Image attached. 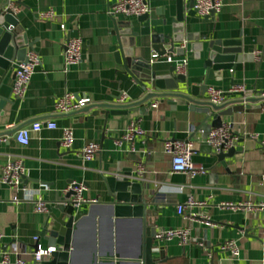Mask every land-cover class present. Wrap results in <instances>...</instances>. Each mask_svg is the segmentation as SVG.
I'll return each mask as SVG.
<instances>
[{"label": "crops", "instance_id": "obj_1", "mask_svg": "<svg viewBox=\"0 0 264 264\" xmlns=\"http://www.w3.org/2000/svg\"><path fill=\"white\" fill-rule=\"evenodd\" d=\"M9 2L19 6L16 14L20 26L33 44L30 49L41 60L24 98L13 94L12 73L0 84V94L11 97L0 116V249L11 252L9 264H15L18 253L32 254L37 242L48 248L41 232L49 211H38L37 204L40 200H59L73 182L85 184L84 197L97 201L77 207L84 212V218L74 238L72 264H115L102 259L116 253L120 254V264H140L144 222L113 214L105 182L108 176L128 168L145 187H151L148 198L161 194L159 203L151 207L157 232H189L186 241L180 237L156 241L165 250L162 264H264V106L255 103L253 108L234 115L233 128L239 137L236 147L240 149L224 161L204 147V132L191 139L205 115L189 111L180 99H175L177 105L172 106L167 99L155 98L153 103L158 101V106L152 105L143 114L134 108L120 115L95 114L96 109L58 114L56 104L67 93L90 98V105L119 104L118 98L122 104H130L146 95L115 55L119 43L110 7L116 0H0V12ZM185 3L182 22L176 20V0H150V11L156 20L168 18L167 25L152 29L175 41L176 52L167 55L176 60L188 55L184 74L189 86L199 88L207 79L208 41L201 40L203 36L208 40L241 38L243 53L234 70H223L209 79L208 89L213 86L230 93L234 87L242 86L254 92L250 96H259L256 92L264 90V0H222L221 9L211 21L189 8L190 0ZM116 17L133 24L137 31L142 27L138 16ZM189 34H198L200 40H189ZM69 37L80 38L83 45L81 62L67 67L65 43ZM185 41L184 51L181 45ZM196 44H203L200 53ZM153 46L149 35L139 36L135 55L155 61L159 68L175 65L167 62L166 56L154 58ZM208 89L199 90L198 98L209 100ZM43 120L55 121L57 128L32 131L27 146L16 140L17 128ZM133 121L145 134L136 135L132 142L125 141L123 136ZM223 121L231 123L230 117ZM67 128L74 132L71 149L61 143ZM169 139L192 140V159L206 173L190 176L172 171V156L164 149ZM119 140H123L122 144L117 143ZM90 142L99 143L100 150L95 158L85 160L83 149ZM16 159L23 161V185L30 194L2 179L5 166ZM190 198L198 203L180 214L178 206ZM232 240L240 248L238 258L220 248ZM16 242L20 244L19 251L14 248Z\"/></svg>", "mask_w": 264, "mask_h": 264}, {"label": "water", "instance_id": "obj_2", "mask_svg": "<svg viewBox=\"0 0 264 264\" xmlns=\"http://www.w3.org/2000/svg\"><path fill=\"white\" fill-rule=\"evenodd\" d=\"M194 4L195 0H190L189 8L193 9ZM185 7V0H176V20L178 22L185 19ZM166 12L167 8H165V14ZM216 13L217 11H212L205 20L211 21L215 18ZM113 16L114 34L117 36L119 43V49L115 54L117 61L123 65L126 73L139 84L146 95L141 100L130 104L87 105L84 107L85 109L82 108L83 111L96 109L94 110L95 114L120 115L127 114L129 109L134 108L139 109L143 114L151 108L155 98L167 99L172 106L177 105L175 99H180L184 101L189 111L205 115L191 139L201 131L204 132L203 138L206 139L209 133L208 129L221 127L225 123L223 121L224 117H230V124L233 125L236 113L253 108L255 103L261 104L258 107L264 106V90H258L256 93L259 96L256 97L250 96L254 92L246 90L237 93H226L227 96H235L236 98L221 105L198 98L199 90L205 92L208 89L209 79H212L215 75H220L223 70H234L238 56L243 53L241 38L208 40L207 36H203L201 40L208 41L206 47L208 55L205 60V66L208 69L207 79L205 84L199 88L197 86L190 87L187 76L178 73L175 65L159 68L155 65V61L135 55L138 37L146 35L151 37L157 58L176 52L175 41L172 40L171 36L152 31L153 27L167 25V17L156 20L152 11L140 15L137 20L142 23V27L137 31L133 24L118 20L116 15ZM188 39L191 41L194 39L200 40V36L189 34ZM32 46L33 44L28 40L27 35L20 26L17 14L5 7L4 11L0 12V84L10 73H12V78L15 80L16 72L19 70L20 64L26 60V55ZM194 47L200 53L203 44H196ZM178 51L179 54H184L182 49ZM199 53H196V56H199ZM120 99L118 98V100ZM9 101H11L10 96L5 97L0 94V116L4 115L2 110ZM20 129L17 128L15 131L18 132ZM203 144L208 150H212V147L206 141ZM239 149L234 147L228 152H222L217 155L218 159L224 161L227 157H233ZM105 182L108 195L111 198L109 203L112 206L113 214L116 217H137L144 222V247L139 258L140 264H162L165 250L156 243L158 232L153 226L155 211L151 208L159 203L161 194L154 193L152 199L148 198L147 196L151 194V187H145L139 176L134 175L131 168L108 176ZM75 194L74 191H69L59 200L48 203L49 217L41 232V237L47 241L48 247H55V251H52L50 256L44 260L45 264H72L74 238L84 218V212L77 210L70 201ZM38 246L39 242L32 247L37 250ZM102 261L120 264L122 260L120 254L116 253L106 255Z\"/></svg>", "mask_w": 264, "mask_h": 264}, {"label": "built area", "instance_id": "obj_3", "mask_svg": "<svg viewBox=\"0 0 264 264\" xmlns=\"http://www.w3.org/2000/svg\"><path fill=\"white\" fill-rule=\"evenodd\" d=\"M222 7V0H195L194 8L202 18L210 16L212 11H219ZM7 10H11L14 13L19 11V6L14 2H9L6 6ZM150 0H116V2L110 7V13L112 15L123 16H140L150 12ZM49 15V14H45ZM64 28V26H63ZM82 40L80 38L69 37L65 43V62L66 66L77 64L82 60ZM181 48L185 51L187 49V41L183 42ZM154 58H157L155 54ZM166 61L175 64L177 72L184 74L188 65V55L176 60L174 56L167 55ZM41 64L40 57L35 50L30 49L26 55V60L20 64L19 70L16 72V77L13 85V94L16 98L22 99L25 97L31 82L33 74ZM245 91L242 86H236L230 93H237ZM209 101L221 105L231 99L220 89L215 87H209ZM119 103H123L119 100ZM91 100L88 97L78 98L72 93L65 94L60 98L56 104V112L58 114H68L90 105ZM153 107L158 106V101L152 104ZM55 129L57 123L53 120L36 121L29 127L21 128L16 134V140L24 145H29L31 141L32 131H41L42 129ZM143 135L145 131L140 124L136 121L131 122L126 134L123 136L125 141L132 142L136 135ZM239 137L236 135L233 125L230 123H224L221 127L213 128L209 131L206 138L207 143L212 147L215 154L222 152H228L230 149L236 147ZM123 140H119L117 143L122 144ZM63 147L71 149L74 143V132L72 129L67 128L63 131V137L61 140ZM165 151L172 156V171L178 173H186L190 176H196L198 174L206 173V169L197 165L193 159L194 143L192 140H166L164 143ZM100 150V145L97 142H90L83 149V157L85 160H92L95 158ZM25 176V167L23 161L20 159L9 162L3 173V181L13 187L22 188L27 194H30L27 185H23V178ZM86 185L83 183H71L67 188V192L74 191L76 194L71 197L70 201L74 206L80 207L81 204L91 202L95 203L97 200H89L84 197V191ZM198 202L194 198H190L186 204L178 206V212L184 214L187 208L195 206ZM48 209V203L40 200L37 204L38 211H45ZM188 230L179 229L171 231H162L157 234L158 240H168L173 237H180L184 241L188 239ZM3 238L2 232H0V241ZM38 237L35 238L38 241ZM20 244L15 243V250L19 248ZM222 251L229 252L231 256L238 258L240 256V248L236 241H227L220 246ZM19 251V249H18ZM55 251V247L43 248L40 244L38 249L32 254L27 252L18 253L19 256L16 259L15 264H29L30 262H41L50 256L51 252ZM2 263L9 264L11 262V252L7 249L1 250Z\"/></svg>", "mask_w": 264, "mask_h": 264}]
</instances>
